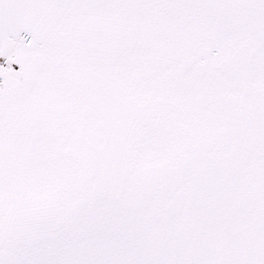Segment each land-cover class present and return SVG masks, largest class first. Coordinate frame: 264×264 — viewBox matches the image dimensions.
<instances>
[{
	"label": "snow or ice",
	"instance_id": "1",
	"mask_svg": "<svg viewBox=\"0 0 264 264\" xmlns=\"http://www.w3.org/2000/svg\"><path fill=\"white\" fill-rule=\"evenodd\" d=\"M0 264H264V0H0Z\"/></svg>",
	"mask_w": 264,
	"mask_h": 264
},
{
	"label": "rangeland",
	"instance_id": "2",
	"mask_svg": "<svg viewBox=\"0 0 264 264\" xmlns=\"http://www.w3.org/2000/svg\"><path fill=\"white\" fill-rule=\"evenodd\" d=\"M0 62H2V61H0Z\"/></svg>",
	"mask_w": 264,
	"mask_h": 264
}]
</instances>
